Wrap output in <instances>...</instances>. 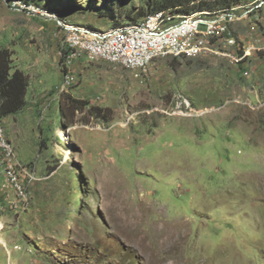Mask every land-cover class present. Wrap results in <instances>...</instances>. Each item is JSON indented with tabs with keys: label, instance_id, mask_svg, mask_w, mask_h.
<instances>
[{
	"label": "rangeland",
	"instance_id": "374dc122",
	"mask_svg": "<svg viewBox=\"0 0 264 264\" xmlns=\"http://www.w3.org/2000/svg\"><path fill=\"white\" fill-rule=\"evenodd\" d=\"M15 1L0 48L29 86L5 129L33 179L21 202L0 169V264H264V0L230 9L242 64L164 57L140 78L85 54L67 67L64 29ZM34 1L101 30L163 8Z\"/></svg>",
	"mask_w": 264,
	"mask_h": 264
},
{
	"label": "built area",
	"instance_id": "2783aa9c",
	"mask_svg": "<svg viewBox=\"0 0 264 264\" xmlns=\"http://www.w3.org/2000/svg\"><path fill=\"white\" fill-rule=\"evenodd\" d=\"M14 3L20 9L44 19H56L66 34L64 56L67 67L85 54L90 61L102 60L122 65L140 78L148 74L151 64L159 58L193 59L215 54L242 64L250 56V51L243 50L238 54L227 51V48L238 46L229 26L236 16L230 11L214 13L212 16L209 12L183 16L171 10H163L136 23L101 30L67 23L59 14L34 3L19 0ZM73 83L74 76L66 75L64 88L71 87ZM1 106L0 99V169L4 171L18 199L26 202L27 180L30 181L33 176L19 160L8 138Z\"/></svg>",
	"mask_w": 264,
	"mask_h": 264
},
{
	"label": "trees",
	"instance_id": "16d2710c",
	"mask_svg": "<svg viewBox=\"0 0 264 264\" xmlns=\"http://www.w3.org/2000/svg\"><path fill=\"white\" fill-rule=\"evenodd\" d=\"M241 0H159L163 8L157 11L172 9L180 10L185 14L210 11H230ZM26 3L34 0H24ZM45 8V7H43ZM48 9V8H45ZM53 13H57L48 9ZM59 14V13H57ZM13 52L8 48H0V99L2 100L1 115L7 117L16 114L26 106V96L29 79L23 71L14 69ZM78 102V101H74Z\"/></svg>",
	"mask_w": 264,
	"mask_h": 264
},
{
	"label": "bare ground",
	"instance_id": "6f19581e",
	"mask_svg": "<svg viewBox=\"0 0 264 264\" xmlns=\"http://www.w3.org/2000/svg\"><path fill=\"white\" fill-rule=\"evenodd\" d=\"M206 114V113H205Z\"/></svg>",
	"mask_w": 264,
	"mask_h": 264
}]
</instances>
